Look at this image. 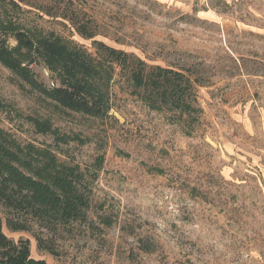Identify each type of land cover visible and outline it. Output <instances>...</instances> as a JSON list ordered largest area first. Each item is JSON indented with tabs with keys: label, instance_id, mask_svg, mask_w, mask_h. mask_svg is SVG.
I'll return each instance as SVG.
<instances>
[{
	"label": "rangeland",
	"instance_id": "rangeland-1",
	"mask_svg": "<svg viewBox=\"0 0 264 264\" xmlns=\"http://www.w3.org/2000/svg\"><path fill=\"white\" fill-rule=\"evenodd\" d=\"M0 29L11 49L15 32L53 33L93 54L98 41L190 69L202 109L188 134L118 76L109 112L93 117L57 107L0 63V128L78 166L92 191L86 218L67 225L0 206L9 239L49 264H264V0H0ZM31 69L56 84L43 64ZM30 117L50 119L64 141Z\"/></svg>",
	"mask_w": 264,
	"mask_h": 264
},
{
	"label": "trees",
	"instance_id": "trees-1",
	"mask_svg": "<svg viewBox=\"0 0 264 264\" xmlns=\"http://www.w3.org/2000/svg\"><path fill=\"white\" fill-rule=\"evenodd\" d=\"M79 30L80 34H86ZM92 38V35H89ZM18 46L11 49L7 32L0 29V63L13 71L32 90L57 107L93 117H104L111 105V83L125 80L153 111H167L177 123L185 122L188 134L200 119L199 79L190 69L149 65L144 60L103 42L95 41V54L53 33L34 39L13 33ZM43 64L56 80L47 87L31 67ZM0 111L7 104L0 99ZM40 134L57 136L50 119L30 117ZM92 191L78 166L68 165L46 148L22 144L0 128V206L14 217L23 216L46 225L82 221L90 209ZM13 231L26 230L25 223L7 219ZM0 264H49L32 257L28 241L15 242L3 231L0 217Z\"/></svg>",
	"mask_w": 264,
	"mask_h": 264
}]
</instances>
